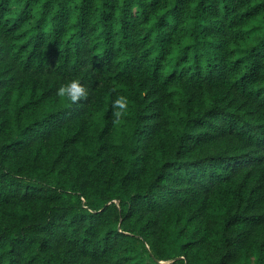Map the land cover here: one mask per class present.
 Wrapping results in <instances>:
<instances>
[{
  "label": "trees",
  "instance_id": "1",
  "mask_svg": "<svg viewBox=\"0 0 264 264\" xmlns=\"http://www.w3.org/2000/svg\"><path fill=\"white\" fill-rule=\"evenodd\" d=\"M0 264H264V0H0Z\"/></svg>",
  "mask_w": 264,
  "mask_h": 264
},
{
  "label": "clouds",
  "instance_id": "2",
  "mask_svg": "<svg viewBox=\"0 0 264 264\" xmlns=\"http://www.w3.org/2000/svg\"><path fill=\"white\" fill-rule=\"evenodd\" d=\"M56 96L69 102L78 103L82 98L89 95L88 87L79 78H70L61 82L56 88ZM131 104L130 97L126 94L117 93L111 100L112 114L116 122L127 113Z\"/></svg>",
  "mask_w": 264,
  "mask_h": 264
}]
</instances>
